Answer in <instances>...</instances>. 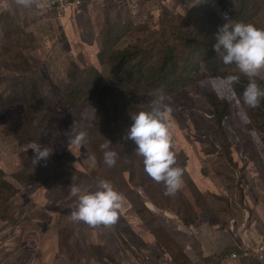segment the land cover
<instances>
[{"label":"rangeland","instance_id":"374dc122","mask_svg":"<svg viewBox=\"0 0 264 264\" xmlns=\"http://www.w3.org/2000/svg\"><path fill=\"white\" fill-rule=\"evenodd\" d=\"M193 2L104 0L61 18L40 0L31 8L0 0V264H220L241 251L239 240L264 236V118L242 106L228 83L236 65H224L216 50L210 55L217 18L264 29V0ZM74 13L92 19L89 31L73 24ZM179 30L197 36L177 48L185 77L151 86L162 39L178 41ZM111 44L134 53L118 79L107 72L118 61L99 57ZM101 72L103 82L118 81V109L106 125L82 116L98 98L90 96ZM30 83H38L39 97ZM161 95L171 109L175 166L186 164L174 194L146 174L125 138L130 113L150 110ZM213 95L229 98L223 123ZM73 124L87 133L79 146L69 142ZM106 141L118 154L113 167L104 163ZM33 142L51 151L37 164ZM100 179L124 197L117 222H73L79 195L97 191Z\"/></svg>","mask_w":264,"mask_h":264},{"label":"clouds","instance_id":"9594fccd","mask_svg":"<svg viewBox=\"0 0 264 264\" xmlns=\"http://www.w3.org/2000/svg\"><path fill=\"white\" fill-rule=\"evenodd\" d=\"M15 2L19 7L31 8L36 0ZM198 2L199 0H195L193 3ZM215 38L214 48L223 64H235L239 73L249 80L242 94L243 103L251 108L258 107L261 99H264V89L256 82L257 77L264 79L261 75V71L264 70V29L250 23L229 21L218 28ZM227 81L229 84L238 83L239 75H230ZM163 101L164 97L161 95L152 100L150 110L130 113L132 124L127 129L125 138L135 144L134 152L143 158L146 174L156 183L164 185L165 194H174L181 187L183 169L174 166L176 156L171 150V125L168 122L171 109L163 105ZM82 116L84 119H96V109L94 108L91 114L85 111ZM69 131L73 133L69 138L71 144L79 146L85 141L87 133L77 131L75 124ZM100 148L103 150L104 163L109 167L115 166L118 154L110 150V143L106 141L100 144ZM30 149L33 150L35 164L46 160L51 154L47 147L35 142L30 145ZM91 159L94 165L95 156ZM71 191L73 194L80 193L76 186H72ZM123 203L124 197L113 184L100 179L97 191L79 195L78 208L71 212L70 219L93 227L112 226L118 220V212L122 209Z\"/></svg>","mask_w":264,"mask_h":264},{"label":"trees","instance_id":"16d2710c","mask_svg":"<svg viewBox=\"0 0 264 264\" xmlns=\"http://www.w3.org/2000/svg\"><path fill=\"white\" fill-rule=\"evenodd\" d=\"M40 1L42 3L43 0H40ZM235 2L237 3V1H235ZM247 4H248L247 2H244L242 7L247 9V7H248ZM226 8L225 9L228 10L227 3H226ZM222 9H224V4L222 5ZM50 10H51V12L58 14V10L56 7L52 8ZM230 12L232 14L235 12L234 6L231 8ZM223 24H225L223 22V20L221 18H217V25H223ZM178 32H179V34H178V37L176 38V39H178V41L175 40L173 42L172 34H168L166 39H162L164 42V45H163L164 49L160 52V54L157 57V61H158L157 64L155 61V66L152 64L151 68L149 70L150 78L154 79L151 83V86L154 85V83L157 81L162 80V82H168L169 80L171 81V79L173 78L178 82L185 77L184 75H185L186 69H183L181 72L179 62H178V60H176L177 48L179 47V45L189 46L196 39L197 36H194L193 32L192 33H185L184 35L181 34L180 30ZM199 35H201V33H199ZM215 42H216V40H215ZM113 45L114 44L105 46L104 47L105 49H103V51L99 54V57L103 61H105L107 58L113 59L116 62L118 61L116 68H112V67L110 68L109 67L110 72L107 69L108 76L110 78L111 77L117 78V75H121V74L125 73V71L122 67L126 66V64H125L126 61L133 59L134 53L128 52V48H125L123 50L120 48H113ZM214 45H215V43L211 41L210 55H212L215 51ZM189 55H190V53H188V56ZM119 61H120V63H119ZM139 66L143 70L144 67L142 66V64ZM234 75H239V82L232 84L233 90H234L235 95H236L238 101L240 102V104L242 106H246V104L243 103L242 94H243L247 84L249 83V80L242 73L238 72V73H235ZM103 77H104V74H102V72H101L99 84H96V86L92 89V91H91L92 96H90V98L93 97V95L98 97V98H96V101L93 103V107L96 109V115H97V118L95 120H101V123L106 125L107 122H109L112 119V115L110 112L112 111L114 114H116V111L118 109V104H117V99H118V86H117V84H118V81L116 84H107V83L103 82V80H102ZM256 82H257L259 87L264 89V79L257 77ZM30 86L32 87V90L34 91L33 93H35V94L37 93L35 98L39 97V90H37L38 83H34V84L30 83ZM213 99L214 100L212 101V104L215 107L216 119H218V121L220 123H223L225 117L230 114L229 98L227 96L218 97L216 95H213ZM43 101H44L43 99H40L39 102L41 103ZM104 107H106V108H104ZM94 108L89 110L88 113L91 114L94 111ZM251 110L253 111V113L257 119L261 120V117L264 118V99H261V102H260L258 107L251 108ZM27 120L31 121V118H30L28 113H27ZM173 152L175 154H178V152L175 150H173ZM181 166H182V169L185 170V168H186L185 160L182 161ZM242 248H241V250H242ZM220 258L222 259V257H220ZM222 260H224V259H222ZM248 261L249 260L237 262V264H243V263H246Z\"/></svg>","mask_w":264,"mask_h":264},{"label":"built area","instance_id":"2783aa9c","mask_svg":"<svg viewBox=\"0 0 264 264\" xmlns=\"http://www.w3.org/2000/svg\"><path fill=\"white\" fill-rule=\"evenodd\" d=\"M15 1V0H12ZM104 0H46L48 10L56 7L60 14L71 12L74 9H79L83 4H95ZM131 3H136L138 0H127ZM256 257L259 261L264 263V238L254 245L243 247L241 251H235L229 256V259H224L220 264H227L235 262H242L250 258Z\"/></svg>","mask_w":264,"mask_h":264},{"label":"crops","instance_id":"0c3cea01","mask_svg":"<svg viewBox=\"0 0 264 264\" xmlns=\"http://www.w3.org/2000/svg\"><path fill=\"white\" fill-rule=\"evenodd\" d=\"M42 3L43 4H47L46 2H44V0L42 1ZM43 7H44L43 9L48 11V8L46 6H43ZM74 11H76V9L72 10L71 12H74ZM71 12H67V13L69 14ZM62 14H64V13H62ZM62 14H60L58 12V15L62 16L61 18H64L63 16H67V14L66 15H62ZM73 15L75 16V13ZM75 17H76L77 20L75 21V18H74L73 19V24L78 25V27L81 28L82 31H89L90 30V26L92 25V19H86L85 20L82 17H78V16H75ZM59 26L62 27V28L64 27L63 24H59ZM263 235H264V233H263ZM262 238H264V236H262ZM262 238H260L259 241H255L256 243L253 240L252 242H250V245H249L248 241H246L245 239L244 240H242V239L239 240V242L237 244H238V246H241V248L242 247L254 246V245L258 244L262 240ZM227 264H237V262L233 261L232 263L229 262Z\"/></svg>","mask_w":264,"mask_h":264}]
</instances>
